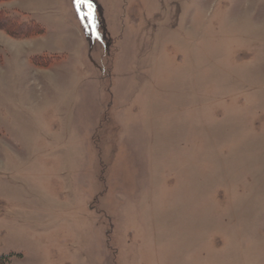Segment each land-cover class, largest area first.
Here are the masks:
<instances>
[{
	"label": "rangeland",
	"instance_id": "rangeland-1",
	"mask_svg": "<svg viewBox=\"0 0 264 264\" xmlns=\"http://www.w3.org/2000/svg\"><path fill=\"white\" fill-rule=\"evenodd\" d=\"M0 11V264H264V0Z\"/></svg>",
	"mask_w": 264,
	"mask_h": 264
},
{
	"label": "trees",
	"instance_id": "trees-1",
	"mask_svg": "<svg viewBox=\"0 0 264 264\" xmlns=\"http://www.w3.org/2000/svg\"><path fill=\"white\" fill-rule=\"evenodd\" d=\"M0 30H4L10 36L18 39L38 36L45 32V29L36 22H24L20 17H14L2 11H0ZM1 261L4 264L5 260Z\"/></svg>",
	"mask_w": 264,
	"mask_h": 264
},
{
	"label": "snow or ice",
	"instance_id": "snow-or-ice-1",
	"mask_svg": "<svg viewBox=\"0 0 264 264\" xmlns=\"http://www.w3.org/2000/svg\"><path fill=\"white\" fill-rule=\"evenodd\" d=\"M77 2H78V3H81V0H77ZM88 6H89V7H91V5H90V4H89Z\"/></svg>",
	"mask_w": 264,
	"mask_h": 264
}]
</instances>
